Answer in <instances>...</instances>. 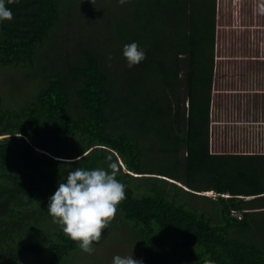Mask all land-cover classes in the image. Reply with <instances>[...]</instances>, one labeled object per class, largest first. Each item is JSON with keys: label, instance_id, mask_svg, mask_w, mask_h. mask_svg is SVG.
Segmentation results:
<instances>
[{"label": "trees", "instance_id": "1", "mask_svg": "<svg viewBox=\"0 0 264 264\" xmlns=\"http://www.w3.org/2000/svg\"><path fill=\"white\" fill-rule=\"evenodd\" d=\"M93 3L14 0L0 23V65L35 82L17 106L0 93V264H67L81 249L48 198L72 168L112 161L126 198L108 229L152 250L143 264H264V153L210 148L218 0ZM133 41L146 58L129 68Z\"/></svg>", "mask_w": 264, "mask_h": 264}, {"label": "rangeland", "instance_id": "2", "mask_svg": "<svg viewBox=\"0 0 264 264\" xmlns=\"http://www.w3.org/2000/svg\"><path fill=\"white\" fill-rule=\"evenodd\" d=\"M216 68L211 103V151L264 153V0H218ZM27 71L0 65V93L6 103L17 106L32 95L35 82L25 79ZM12 75L18 83L23 82L20 88L10 79ZM160 159L157 152H152L148 162L157 165ZM200 193L216 198L211 190ZM181 197L189 206L210 204L206 198L185 192ZM93 247L91 254L77 251L67 264H112L115 255H133L143 262L157 260L152 250L138 243L122 226L104 229L101 241Z\"/></svg>", "mask_w": 264, "mask_h": 264}, {"label": "clouds", "instance_id": "3", "mask_svg": "<svg viewBox=\"0 0 264 264\" xmlns=\"http://www.w3.org/2000/svg\"><path fill=\"white\" fill-rule=\"evenodd\" d=\"M13 2L0 0V23L13 18L12 10L7 7ZM118 2L124 4L126 0ZM122 55L129 68L146 58L145 50L135 41L123 46ZM108 169L110 171L102 167H74L58 182L57 189L48 198L47 211L53 221L89 254L94 252L93 245L102 239V229L108 228L118 205L126 198V185L116 179L118 163L110 162ZM112 264H143V261L134 259L133 255H115Z\"/></svg>", "mask_w": 264, "mask_h": 264}, {"label": "crops", "instance_id": "4", "mask_svg": "<svg viewBox=\"0 0 264 264\" xmlns=\"http://www.w3.org/2000/svg\"><path fill=\"white\" fill-rule=\"evenodd\" d=\"M217 69V68H216ZM215 77H216V72H215ZM215 83V82H214Z\"/></svg>", "mask_w": 264, "mask_h": 264}]
</instances>
